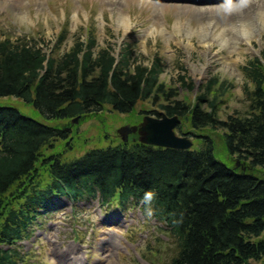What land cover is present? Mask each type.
Here are the masks:
<instances>
[{
    "label": "trees",
    "instance_id": "obj_1",
    "mask_svg": "<svg viewBox=\"0 0 264 264\" xmlns=\"http://www.w3.org/2000/svg\"><path fill=\"white\" fill-rule=\"evenodd\" d=\"M68 34L66 24L51 46L39 45L34 36L0 40V98L21 97L47 119H70L107 105L126 113L139 101L152 100L182 118L178 131L193 137L194 144L178 149L121 142L65 160L55 147L70 138V129L0 105V264H25L27 251L15 245L31 237L41 209L52 199L98 194L102 204L141 202L161 221L177 245L169 264L264 259V178L253 170L264 167V49L246 67L251 85L245 89V113L222 117L226 87L217 86V76L199 85L190 103L160 81V57L148 65L138 62L129 44L117 57L88 31L85 37L75 34L62 50ZM185 86L189 92L194 88L192 82ZM215 131L222 153L237 156L245 170L217 158ZM148 192L150 202L144 201Z\"/></svg>",
    "mask_w": 264,
    "mask_h": 264
},
{
    "label": "rangeland",
    "instance_id": "obj_2",
    "mask_svg": "<svg viewBox=\"0 0 264 264\" xmlns=\"http://www.w3.org/2000/svg\"><path fill=\"white\" fill-rule=\"evenodd\" d=\"M238 2L241 0H231V4L228 0H0V40L34 36L40 45L51 46L67 24L69 34L62 50L72 45L75 34L84 32L85 37L87 31L100 45H110L117 55L129 44L138 62L148 64L155 55L162 58L161 81L178 89V99L192 103L196 88L217 76V86L222 83L226 87L219 111L226 117L245 113L248 102L244 91L251 85L246 77L247 63L261 56L264 49V23L247 26L250 30L241 40L238 33H233L238 37L233 36L224 26L209 29L211 8L237 7ZM243 14L237 12L234 18ZM257 18L252 13L246 19L253 25ZM228 39L234 43L229 44ZM191 82L194 89L189 92L185 83ZM0 105L16 106L23 114L49 125H68L71 139L59 140L55 147L64 151L65 160L115 144L120 126L140 123L144 111H161L158 104L153 106L149 101L128 113L111 111L107 105L98 113L54 121L17 96L1 97ZM212 134L217 158L239 167L242 162L237 156L222 153L220 132ZM66 142L71 146L65 149ZM253 170L264 178V167ZM41 212L35 234L18 244L27 251L25 264H169L177 253L168 228L154 217L146 220L138 206H104L92 198L73 204L61 198L52 199ZM250 264H264V259Z\"/></svg>",
    "mask_w": 264,
    "mask_h": 264
},
{
    "label": "water",
    "instance_id": "obj_3",
    "mask_svg": "<svg viewBox=\"0 0 264 264\" xmlns=\"http://www.w3.org/2000/svg\"><path fill=\"white\" fill-rule=\"evenodd\" d=\"M180 122L178 116L162 115V118L146 116L139 125H125L118 132L126 140L132 132L142 134V141L148 144L171 147V148H190L192 140L186 136L176 134L174 128Z\"/></svg>",
    "mask_w": 264,
    "mask_h": 264
},
{
    "label": "bare ground",
    "instance_id": "obj_4",
    "mask_svg": "<svg viewBox=\"0 0 264 264\" xmlns=\"http://www.w3.org/2000/svg\"><path fill=\"white\" fill-rule=\"evenodd\" d=\"M157 3L158 5H162V7L163 5H165L160 1H157ZM235 5L237 7L211 8V13H209L210 15H207V17L210 18L208 27L209 29H214L218 26H224V29L229 31L230 33H238L239 37L235 34H233V36H237L238 39L241 40L246 38L248 32L247 30H250V27L253 28L259 23H264V0H246V3L241 4L240 2H238L235 3ZM237 12H242L244 14L239 19H236L234 18V15ZM252 13L258 15V18L255 20V23L253 25H251V23H249L246 19L247 16ZM247 26H249V28H247ZM241 36L243 38H241ZM251 36L252 34L250 35V37ZM227 42L229 44L234 43L232 39H228ZM71 264H73V262H71Z\"/></svg>",
    "mask_w": 264,
    "mask_h": 264
},
{
    "label": "clouds",
    "instance_id": "obj_5",
    "mask_svg": "<svg viewBox=\"0 0 264 264\" xmlns=\"http://www.w3.org/2000/svg\"><path fill=\"white\" fill-rule=\"evenodd\" d=\"M228 3L231 4V0H228ZM241 3H246V0H241ZM153 198V193L148 192L144 196V201L150 202Z\"/></svg>",
    "mask_w": 264,
    "mask_h": 264
}]
</instances>
